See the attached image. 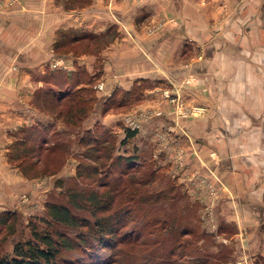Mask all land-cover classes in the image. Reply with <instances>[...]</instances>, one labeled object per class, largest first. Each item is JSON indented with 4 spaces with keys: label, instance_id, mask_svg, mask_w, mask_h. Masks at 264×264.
Returning <instances> with one entry per match:
<instances>
[{
    "label": "crops",
    "instance_id": "1",
    "mask_svg": "<svg viewBox=\"0 0 264 264\" xmlns=\"http://www.w3.org/2000/svg\"><path fill=\"white\" fill-rule=\"evenodd\" d=\"M65 29L97 38L55 53ZM77 66L94 72L99 96L137 85L140 93L86 127L128 115L141 126L132 137L150 127L167 173L210 204L217 240L232 246L229 264H264V0H0V190L14 185L9 130L46 118L55 127L37 95L48 68Z\"/></svg>",
    "mask_w": 264,
    "mask_h": 264
},
{
    "label": "trees",
    "instance_id": "2",
    "mask_svg": "<svg viewBox=\"0 0 264 264\" xmlns=\"http://www.w3.org/2000/svg\"><path fill=\"white\" fill-rule=\"evenodd\" d=\"M95 38H97V35L93 33L71 29L60 30L56 36L53 49L55 53L65 54L70 50L76 51V46L78 47L84 41L94 40ZM85 44L88 43L85 42ZM47 80L49 83L46 88L40 90L43 93L42 96L37 95L38 100L42 101L43 106L51 107L47 112H52L51 115L55 118L61 117L62 124L67 130L76 132L75 141L82 146L81 160L79 159L75 173L66 179L81 181L95 176L100 178L102 174L99 169L101 165L106 164V180L100 181L95 189H91L88 193L78 191L79 189L76 186L78 183H75L74 189L71 187L72 192L67 195V197L74 198L73 200H67V203L50 201L46 205L44 220L52 229L34 230L31 238L17 241L11 252L0 255V264H61V251L71 252L78 247H81L90 258L89 264H226V261L231 257L232 246L217 242L215 251L211 250L210 247L214 243L213 235L202 229L198 218L191 217L187 221L186 219L183 220L185 226L181 229L179 235L184 236V240L178 242L169 254L174 255L175 250L180 247L186 250L194 242V238L198 239L199 243H194L196 245L193 249L196 250L195 252H200L189 255L190 251L184 250L186 253H181L182 258L180 260L182 261L172 263L171 261H159L158 256L152 254L154 251L151 250L148 254L145 253L143 263L137 262L136 256L131 255L129 252L134 253L136 248L143 244L144 246H154V242H152L153 239L152 241H140L142 229L139 227L136 229L135 224L128 228L130 220L135 222L133 220H135V217L137 218V215L133 213V208H139L134 205L135 203L132 204V199H125L126 194L129 192V186L125 183V180L129 176L134 177L137 173L140 176L148 174L145 169L144 171L140 169L148 161L142 160L136 153L130 155L115 153V136L103 124L96 122L92 127H82L84 118L95 108L96 90L94 84L96 78L94 74L88 73L86 69L79 66L75 70L51 69L47 71ZM139 95L138 85L131 87L129 90L115 88L100 103V113L104 114L110 108L129 105L130 102L137 100ZM46 122L43 123L44 129L52 127L49 121ZM53 128L57 134L65 135L64 132H58V129ZM33 129L31 131L21 129L23 136L16 137L12 141L9 157L17 160L26 174L31 168L54 171L58 165L64 162L72 140L67 136V138L59 137L54 141H48L43 130L41 131L42 135L39 136L36 142V140H31L34 133ZM135 133L136 129L127 128L121 142H125ZM49 154L60 159L58 165L52 168H49L46 163L43 166L41 165ZM85 159L88 161H85ZM157 169L152 167L149 171L148 178H151L152 187H156L158 191L162 192L166 189L170 190L174 199L179 187L169 179V176H166L165 186L161 184V181L153 183L155 177L160 173ZM111 176L113 177L110 178ZM162 176H164L163 173ZM66 179L63 181L64 185L68 182ZM133 179H135V185L137 186L142 182H147V177ZM112 180H117V183ZM132 180L131 182L134 183V180ZM66 190H70V185L66 187ZM77 191L78 193H76ZM77 195L78 199L85 196L87 205H81L78 201H75ZM130 196L134 197V194ZM73 207L77 210H87L89 217H79ZM150 222L146 221L143 224L144 227ZM155 223L156 227L160 224L157 219ZM151 224L153 223L151 222ZM162 225V229L168 231L171 229V225L169 227L166 222ZM80 226L86 228V233H79L75 237L69 235L67 230L61 229L64 227L75 230ZM153 232L154 229H151L150 234ZM193 236L194 238H192ZM109 251L113 252L107 253ZM201 252L205 255H200ZM211 259H214V261ZM63 262L73 264V259L64 260Z\"/></svg>",
    "mask_w": 264,
    "mask_h": 264
},
{
    "label": "rangeland",
    "instance_id": "3",
    "mask_svg": "<svg viewBox=\"0 0 264 264\" xmlns=\"http://www.w3.org/2000/svg\"><path fill=\"white\" fill-rule=\"evenodd\" d=\"M16 1V0H15ZM73 0H65V2L69 5ZM77 2V0H75ZM82 1V0H79ZM84 32V31H83ZM114 31L111 30L107 36L106 41L109 39V36L113 35ZM86 44L84 45H78L76 46V50L79 49H86ZM79 48V49H78ZM50 67H55L56 65H49ZM85 69V68H83ZM96 69V68H95ZM49 70V68H48ZM88 72V71H87ZM97 72V69H96ZM95 72V73H96ZM90 73V72H88ZM94 72H91L93 74ZM96 82V81H95ZM95 90L98 89L97 85L94 84ZM164 96V92H163ZM106 96H99L96 94L95 97V110L94 113L85 120V124L82 125V127H85L89 124L90 121L93 119L99 118L100 116V110H101V102ZM167 98V97H164ZM168 99V98H167ZM172 102V101H171ZM173 103V102H172ZM176 104V103H175ZM44 110H50V106H43ZM46 114L51 115V113L47 112ZM106 114V113H104ZM46 118L42 121L44 123L47 121ZM130 120L135 121L138 126L134 127V124L130 123ZM42 121H38L42 122ZM57 121V124L55 126V129H58V132H64L65 135L57 134L54 132V123L51 124L52 127H46L44 129L43 124H33L31 127L20 126L19 128L10 129L9 133L12 135V139H15L16 137L23 136L21 129H25L26 131L32 130L33 128V136L31 137V140L38 141V138L40 135H42L41 131H45V135H47L48 141H54L59 137H66L72 140V143L70 144L69 151L65 157L64 162H62L61 165H58L60 162L59 158L52 155H47L45 161L42 162V166L44 163L49 166V168H52L55 165H58V167L54 171H43L38 170L35 168L29 169L27 171L28 174H26L25 171L22 170V168L19 166L17 160H13L9 157L8 163L9 166L12 167V165L15 166V169L11 172L12 177L14 178V185L7 186L3 190H0V255L11 252L13 245L20 240H26L32 237V233L34 230L37 231H43V230H51V226L47 224L44 220L46 216V205L50 203V201H56V202H65L67 203V200H73L71 196L67 197V195L72 192V189H74V184L78 183L76 186L79 189L78 191H85V193H88L91 189H95V187L100 183V181L106 180V164L101 165L100 171L102 176L100 178L98 176H95L93 178L89 179H83L81 181L66 179L67 177L73 175L75 173L76 166L78 165L79 159L81 160V150L82 146L81 144H78L76 139V132L67 130L64 125L62 124L61 117L58 119H55ZM89 121V122H88ZM118 123L114 125V127L109 128L110 131L115 136L116 141V149L114 152L123 153L125 155L130 154H138L139 157L144 160L148 161L144 164V166L140 169L148 172V174H144L142 176L137 173L134 177L129 176L128 179L125 180V183L128 184L129 192L126 194V200L132 199L131 202L135 206H137L139 209L133 208V213L137 215V218L135 217V222H132L130 220L128 228L132 225H136L137 227L141 228V237L140 241H147L150 240L154 242V246H144L140 245L136 248V251L129 252L133 256L135 255V259L138 263H143L145 261L144 255L145 253L148 254L152 250L154 251L155 256H158L159 261L176 263L182 258L181 253H186L182 249V247L178 248V250H175V254L171 255L169 254L172 248H175L178 244V242L184 240V236H180L181 229L185 226V223H183V220L186 219V221L191 218H198L200 221V225L202 229L213 235V241L214 243L211 245V250L215 251L216 243L220 242L217 240L215 236L216 227L214 225L215 221V214L212 209L209 206L210 204H205L204 206L201 205V203H198L197 201H192L193 194L187 192L184 190L183 182L178 181L177 177L167 173L166 164L164 161H166V152H165V144L160 145L159 147L157 145L152 144L150 141V132L151 128H146V132L143 131L140 136H135L127 139L125 142L122 141V137L124 136L126 129H140V123L128 116H126V119L116 120ZM60 122V123H59ZM47 123V122H46ZM26 127V128H24ZM81 127V128H82ZM80 128V130H81ZM122 138V139H121ZM143 147V148H141ZM165 147V148H164ZM164 148V150H162ZM160 152V155L163 156L162 158L154 157L157 152ZM162 152V153H161ZM182 153V150L176 151V157L175 159L179 161V156ZM85 161H88L85 159ZM90 162V161H89ZM106 163V162H105ZM12 164V165H11ZM152 165V166H151ZM180 163H176V166H180ZM163 166V167H162ZM158 168L159 174L155 177L156 182H162L161 184L165 186L166 182V176H169V179L176 183L177 187H179V191L177 192V195L174 196V199L172 198V192L170 190H163L158 191L155 188L152 187L151 178H148L150 175L149 171L151 168ZM139 169V170H140ZM141 170V171H142ZM25 172V173H24ZM10 173V172H9ZM162 173L164 176H162ZM114 176V175H113ZM111 176L110 178H112ZM140 177L146 178L147 182H142L139 186L135 185V179H140ZM67 180L68 182L66 185L63 182L64 180ZM134 180V183L131 182V180ZM128 180V181H127ZM132 180V181H133ZM114 183H117V180H112ZM12 182V179H11ZM24 182V183H23ZM70 185V190H66V187ZM65 186V188H64ZM72 187V189H71ZM7 188V189H6ZM136 192H135V191ZM78 191L76 193H78ZM75 192V191H73ZM134 194V197H131L130 195ZM194 197V196H193ZM195 198V197H194ZM81 205H87L85 196H81L78 199V195L76 197V200ZM131 205V204H129ZM185 206V207H184ZM82 207V206H81ZM73 210L79 217H89V212L83 211V210H77L73 207ZM160 223L158 224V227H156L155 220ZM146 221H151L149 224H146L144 227V223ZM166 222V224L171 225V229L168 231L167 229H162L163 226L162 223ZM162 225V226H161ZM175 225V226H174ZM57 227V226H56ZM170 227V226H169ZM209 227V228H208ZM126 228V229H128ZM68 231L69 235L72 237L77 236L79 233H86V228L80 226L77 229L73 230L71 228H64ZM154 229V232L150 234V230ZM73 230V231H72ZM208 230V231H206ZM190 237V236H188ZM194 238V236L192 237ZM199 243L198 239L194 238V242L191 243L188 248H186L185 251L189 252V255H192L196 250L193 249L194 243ZM152 248V249H151ZM192 249V250H191ZM112 250V249H109ZM113 251H109L107 253H112ZM102 253V251H101ZM202 253V254H201ZM200 255H205V253L201 252ZM204 257V256H203ZM73 259V264H89L90 258L86 255V252L82 250V248L78 247L74 251H66L62 250L60 253V262L61 264H65L64 260H70ZM214 261V259H211ZM229 260L226 261V264H229ZM241 263L240 264H246L247 259L246 257H243L241 260H238ZM182 263V262H180ZM237 264V261L235 262Z\"/></svg>",
    "mask_w": 264,
    "mask_h": 264
},
{
    "label": "built area",
    "instance_id": "4",
    "mask_svg": "<svg viewBox=\"0 0 264 264\" xmlns=\"http://www.w3.org/2000/svg\"><path fill=\"white\" fill-rule=\"evenodd\" d=\"M3 1H7L8 3H12L15 0H3ZM53 65H56V61L53 62ZM97 87H98V89H101L102 83L101 82L98 83ZM164 97H167L170 101H172L176 104H180V102H179L180 99H179L177 94H173L171 92L164 91ZM130 123L134 124V127L138 126V124L135 121L130 120ZM240 263H241L240 261H237V264H240Z\"/></svg>",
    "mask_w": 264,
    "mask_h": 264
}]
</instances>
